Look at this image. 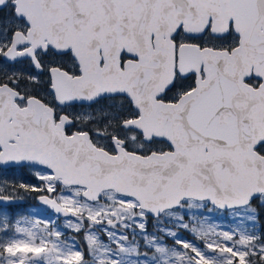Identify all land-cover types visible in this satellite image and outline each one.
Masks as SVG:
<instances>
[{
    "label": "snow or ice",
    "instance_id": "snow-or-ice-1",
    "mask_svg": "<svg viewBox=\"0 0 264 264\" xmlns=\"http://www.w3.org/2000/svg\"><path fill=\"white\" fill-rule=\"evenodd\" d=\"M0 264H264V0H0Z\"/></svg>",
    "mask_w": 264,
    "mask_h": 264
},
{
    "label": "rangeland",
    "instance_id": "rangeland-1",
    "mask_svg": "<svg viewBox=\"0 0 264 264\" xmlns=\"http://www.w3.org/2000/svg\"><path fill=\"white\" fill-rule=\"evenodd\" d=\"M35 206V208L38 209V211L31 213L35 218H45L46 216L50 215V212L44 208L43 206H40L38 203L36 204H30ZM217 217V223L221 224L223 227H231L233 226L234 222L230 218V215L228 213H216L214 214Z\"/></svg>",
    "mask_w": 264,
    "mask_h": 264
},
{
    "label": "flooded vegetation",
    "instance_id": "flooded-vegetation-1",
    "mask_svg": "<svg viewBox=\"0 0 264 264\" xmlns=\"http://www.w3.org/2000/svg\"><path fill=\"white\" fill-rule=\"evenodd\" d=\"M36 203H37V202L32 201V200H29V201L27 202L28 205H30V204H36Z\"/></svg>",
    "mask_w": 264,
    "mask_h": 264
}]
</instances>
